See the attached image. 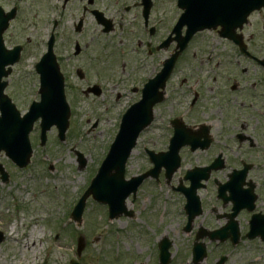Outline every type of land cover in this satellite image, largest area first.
I'll use <instances>...</instances> for the list:
<instances>
[{"label": "rangeland", "instance_id": "obj_1", "mask_svg": "<svg viewBox=\"0 0 264 264\" xmlns=\"http://www.w3.org/2000/svg\"><path fill=\"white\" fill-rule=\"evenodd\" d=\"M24 1L22 3L26 5V1L32 0ZM53 1L56 0H34L35 5L38 6L37 11L27 12L28 15L35 12L38 14L37 21L42 35H47L49 31L47 24ZM102 1L104 0H100L99 4ZM176 1L164 0L166 6L160 10L165 19L163 34L167 30L166 25L177 15L174 11L178 10ZM131 2L133 4V0ZM121 3V6L124 5V2ZM133 9L124 22L128 31L132 28L130 23L134 22L133 15L135 17L136 12L139 11L138 7L134 6ZM26 19L28 23L29 18ZM134 29L136 33L132 38L136 40L141 33H138L137 25ZM90 34L92 33L90 32L88 36ZM120 36L117 27L109 34L101 33L100 40L92 43L84 63L88 72L86 79L81 80L73 69L68 70L72 88L70 87L67 92V99L72 114L66 141L58 142L54 129L49 138V146L42 148L38 143V146L34 145L35 152L29 168L20 171L12 169L11 173L14 175L12 182L3 189L0 186V208H2L0 230L4 232V239L0 242V264H69L71 259L77 258V238L80 235L86 240L80 259L82 264H152L158 259L159 239L165 237H169L172 242L173 258L170 264L187 263L190 255L188 240L193 236L184 231L187 221L184 211L185 198L172 187L180 183L179 177H182L187 169L197 163H206L210 154H196L183 149L181 168L170 185L162 178L161 184L159 180L151 182L148 179L140 186L135 202H132L131 198L127 201L128 208L135 211L131 218L121 216L119 219L109 220L106 208L92 199L87 201L81 227L77 228L71 218L74 206L90 184L91 178L100 166L99 162L104 159L106 150L118 131L125 101L129 100L128 96L135 97L130 90L134 81H131L126 88L122 85L123 82L131 79L134 73L131 69L133 66L131 61L127 64L128 72L125 74L122 71V62L118 56ZM131 43L128 38V45ZM227 51L230 53V49L225 48L224 43L211 32L196 37L183 64L179 62V70L169 81L168 101L166 99L165 103L158 107L156 121L141 135L131 155L127 166V178L138 175L152 166L145 153V147L156 146L159 149L167 140L165 148L164 145L162 146L164 148L162 150L166 149L172 129L169 122L174 117L184 116V120L191 125L209 123L216 134L226 129L227 114L231 118L227 125H236L238 123L236 120L240 117L247 119L241 115L243 112L240 105L236 107L241 98L238 96L239 92H236L237 90L231 92L229 82H224L226 77L221 78L223 85L213 78V63L208 60V53L215 61L221 56L220 67L224 70L228 68L229 74L232 70V80L235 79L238 73V64L235 63L237 58L227 57ZM171 52L172 48L158 54L146 53L148 55L146 75L158 71L161 61ZM196 52L198 55L193 57ZM134 55L142 57V54L134 53ZM96 58L97 61L94 60ZM249 66L252 67V64ZM28 71L25 70V75L22 74L19 86L22 88L24 85L23 95L29 99L38 90L39 79L34 70L29 74ZM121 77L125 79L121 81ZM181 77L187 79L183 87L179 86ZM250 77L254 79V73ZM95 82L104 86L102 95L86 97L82 90L86 89L88 84ZM221 85L222 89H220ZM193 90L201 93L202 96L194 108H191ZM119 93L122 94L121 102L117 98ZM249 112L250 108L247 114ZM219 137L217 136L218 140ZM73 147L82 151L86 157L87 165L82 170L78 166ZM4 162L7 164L8 160L5 159ZM206 194L208 207L210 200L212 202L211 190ZM17 210H23L26 216L28 215V220L40 224L33 225V221H26L27 224L15 231L12 224L14 217L10 215ZM196 222L198 224V220ZM197 224L194 227H197ZM15 237L17 241L13 240ZM149 254L151 255L148 256ZM258 255H262L264 259V251L259 250Z\"/></svg>", "mask_w": 264, "mask_h": 264}, {"label": "flooded vegetation", "instance_id": "obj_2", "mask_svg": "<svg viewBox=\"0 0 264 264\" xmlns=\"http://www.w3.org/2000/svg\"><path fill=\"white\" fill-rule=\"evenodd\" d=\"M99 1H53L50 5L51 15L47 24L49 31L47 35H42L37 21L38 14L36 12L37 15L27 14L28 10L37 11L38 6L35 5L34 0L26 1V5L22 3L25 2L24 0H0V16L4 19L7 27L2 32V40L0 39V52L4 55L1 62L4 66V72L7 73L4 92L22 115H24L22 112L28 108L34 99H28L23 95L24 86L22 88L19 86L20 78L22 74H25V70H36V65L47 52V40L52 34L55 37L54 52L58 65L55 71L54 66L49 64V73L50 75L53 74V79L56 72H60L67 93L70 87L72 88L68 70L71 68L79 79H86L88 72L84 63L89 48L92 43L100 40L101 33L103 35L109 34L115 31L117 27L121 33L118 56L122 62V71L128 72L127 64L131 61L133 63L131 69L134 73L131 79L122 83L126 88L131 81H134L130 90L135 97L131 98L126 95L129 100L125 101L124 110L126 111L128 107L138 102L143 97L144 92L150 96L155 92L161 99L155 106V115L158 107L163 105L166 99L168 101L170 78L173 79L174 73L179 70V62L183 64L182 56L184 55L183 52L177 57L170 78L167 76L165 80L163 76H160L164 68L167 72L165 67L167 59L173 57L180 49L178 41L172 35L173 28L178 22L187 26L201 17L194 13H189L186 16V8L176 4L178 10L174 11L177 15L166 25L167 30L163 34L162 27L165 19H163L160 10L166 6L164 0H133V4L132 0L129 2L128 0H113L112 2L104 0L100 3L101 5ZM121 1L124 2L122 6ZM134 6L138 7L139 11L136 12L135 17L133 15L132 21L134 20V22L130 23L132 28H129L130 31H128L124 22L128 14L134 10ZM100 16L110 20L107 30H105L104 23L99 19ZM26 18H29L28 23ZM255 23L258 27L255 26ZM136 25L139 28L138 33L141 35L134 40L132 35L136 33L134 29ZM254 26L258 29L256 30ZM221 29L222 26H217L209 32L219 38L224 43L225 48L230 49V53L229 51L226 53L227 57L237 58L235 63L238 64V73L232 80V70L229 74L228 68L225 70L212 68L213 78L214 81L222 82L223 85L221 78L226 77L224 82H229L231 92L236 90L239 92L238 96L241 98L236 107L240 105L243 112L241 115L247 119L237 118L238 123L231 126L230 124L227 125L231 121L229 114H227L226 129L218 134L213 132V126L209 123L194 125L198 131L203 126H209V142L204 148L199 147L192 150L189 147L187 149L196 154L207 153L211 155L206 163H197L195 166L207 168L216 160H219V163L215 166L217 169L211 170L204 177L192 175L199 180V182L194 180L193 183L199 198L200 211L194 215L195 221H192L190 232L192 231L193 241L200 242L201 247H205L206 250V259L204 257V262L198 264H264L262 255H258L259 250L264 251V9L252 14L249 23L236 31V36L232 37L233 32H231L230 36L223 37ZM90 32L92 33L90 34L91 41L90 35L88 36ZM128 38L132 42L129 45ZM170 48H172V52L161 61L159 70L147 76L146 58L148 55L146 53L158 54L161 51H168ZM220 50L222 51V48ZM134 53L142 54V57L134 55ZM94 60L97 61L98 59ZM229 63L231 64V62ZM250 64L252 67L249 66ZM216 65L219 66L220 62H217ZM252 73H254V79L250 77ZM124 79L125 77L120 78L121 81ZM186 82V77H181L179 86L183 87ZM222 85L220 89H222ZM103 87L102 84L95 82L88 84L86 89L82 91L85 95V91L96 89L100 92L99 94H102ZM85 96H93V93L89 92V95ZM184 96H186V92H184ZM201 96V93L193 90L191 108H194L200 101ZM38 98L36 97V99ZM117 98L121 102L122 94L119 93ZM248 108H250V112L247 114ZM5 117H7V124H9L8 112ZM26 127L27 124L24 126L23 134H25ZM39 134L40 121L38 120L30 131L33 153L35 152L34 145L40 146ZM202 135L203 133H198V136L195 134L198 143H202ZM217 136H220L219 140ZM17 145L20 147V144ZM153 149L158 150V147L154 146ZM244 169H246V175ZM234 172L238 173L237 179L240 181L239 184H236L248 194L251 193L250 197L253 196V198L251 200L250 197L245 198L243 201L246 205L245 208L233 216V203L223 197L228 198L231 195L232 183H229V178ZM180 184H191V178L187 173L181 177ZM209 190H211L212 202L210 200V205L207 207L206 193H209ZM255 215H259L260 218L255 223L254 234L256 236L250 238L249 235L253 232L251 220ZM196 220H198V224ZM228 223H232V226L225 228ZM196 224L197 227H194ZM172 258L173 254L171 255ZM171 259L167 261L168 264H170Z\"/></svg>", "mask_w": 264, "mask_h": 264}, {"label": "water", "instance_id": "obj_3", "mask_svg": "<svg viewBox=\"0 0 264 264\" xmlns=\"http://www.w3.org/2000/svg\"><path fill=\"white\" fill-rule=\"evenodd\" d=\"M256 4L257 3H252L251 0L249 1L248 9L244 12L245 18ZM206 26L208 25H202L200 28H204ZM54 81L55 80H51L50 85L53 84ZM56 84L58 86V89L56 88L55 94L53 93V91H51L52 94L50 92L49 94H47V89H44L46 96H51V101L50 103H48V105L50 106L44 107L43 104L35 106V109L40 110L41 115H43L48 120V127H50V125H52L53 123H56L58 125L65 124L67 126L66 119L68 110L65 104L64 90L62 88V81L59 78V75ZM149 106L150 104L137 106L136 110L144 113V116L139 117V114L135 115V110L128 111V113L125 115L121 131L112 146L110 154L100 168L99 173L93 179L91 187L83 196L75 211L76 219L79 222L81 221L85 200L90 194H93L95 199L109 203L110 206H112L113 204L122 206L125 197L130 193V191H135L136 186L142 182L144 177L126 181L124 179V174L127 159L131 153L133 146L136 143V139L141 130L149 123L151 119V117L149 118L145 115L146 112H143V109H149ZM63 112L66 113V117ZM161 163H163L161 159L156 160L157 167H159ZM195 200L196 199L190 200L189 204L195 202ZM198 212L199 205L193 211H191L192 217ZM84 247V238H80L78 249L79 254H81ZM196 249L197 248H195V250ZM72 264L76 263L72 262Z\"/></svg>", "mask_w": 264, "mask_h": 264}, {"label": "bare ground", "instance_id": "obj_4", "mask_svg": "<svg viewBox=\"0 0 264 264\" xmlns=\"http://www.w3.org/2000/svg\"><path fill=\"white\" fill-rule=\"evenodd\" d=\"M13 240L17 241L18 239L15 237V238H13Z\"/></svg>", "mask_w": 264, "mask_h": 264}]
</instances>
